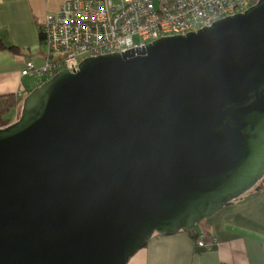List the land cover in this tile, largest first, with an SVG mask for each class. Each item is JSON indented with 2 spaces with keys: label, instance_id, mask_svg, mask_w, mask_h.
I'll return each mask as SVG.
<instances>
[{
  "label": "water",
  "instance_id": "obj_1",
  "mask_svg": "<svg viewBox=\"0 0 264 264\" xmlns=\"http://www.w3.org/2000/svg\"><path fill=\"white\" fill-rule=\"evenodd\" d=\"M263 177L258 0L197 31L83 58L24 97L0 127V264H127Z\"/></svg>",
  "mask_w": 264,
  "mask_h": 264
},
{
  "label": "crops",
  "instance_id": "obj_2",
  "mask_svg": "<svg viewBox=\"0 0 264 264\" xmlns=\"http://www.w3.org/2000/svg\"><path fill=\"white\" fill-rule=\"evenodd\" d=\"M63 1L0 0V95L16 94L20 99L36 87L39 76L21 71L26 62L44 64L39 29L45 15ZM193 232L210 248L199 247L188 231L154 235L127 264H264V188L233 200Z\"/></svg>",
  "mask_w": 264,
  "mask_h": 264
},
{
  "label": "built area",
  "instance_id": "obj_3",
  "mask_svg": "<svg viewBox=\"0 0 264 264\" xmlns=\"http://www.w3.org/2000/svg\"><path fill=\"white\" fill-rule=\"evenodd\" d=\"M250 5V0H64L40 26L44 64L35 67L26 62L21 74L36 73L37 87L61 70L76 71L83 58L197 31ZM197 245L210 248L203 238Z\"/></svg>",
  "mask_w": 264,
  "mask_h": 264
},
{
  "label": "trees",
  "instance_id": "obj_4",
  "mask_svg": "<svg viewBox=\"0 0 264 264\" xmlns=\"http://www.w3.org/2000/svg\"><path fill=\"white\" fill-rule=\"evenodd\" d=\"M257 1L258 0H250L251 4H254ZM39 39L42 42L43 36L40 29ZM9 50L15 51L17 49L15 47H9ZM18 104L19 98L16 96V94L0 95V127L9 124V122L6 121L4 117L10 112V110L16 108ZM259 188H264V177L250 191H248L244 195L258 191ZM193 229L189 230L188 232L191 234V237L196 240L198 239L199 235L196 232H193Z\"/></svg>",
  "mask_w": 264,
  "mask_h": 264
},
{
  "label": "rangeland",
  "instance_id": "obj_5",
  "mask_svg": "<svg viewBox=\"0 0 264 264\" xmlns=\"http://www.w3.org/2000/svg\"><path fill=\"white\" fill-rule=\"evenodd\" d=\"M113 2H117L118 0H112ZM154 2L155 3H157V0H154ZM251 6V5H250ZM249 6V7H250ZM248 7V8H249ZM247 8V9H248ZM46 16V15H45ZM44 19H45V17H44ZM48 78H44V81H46ZM32 89H34V88H32ZM27 94H25L24 96H22L20 99H19V104H18V106L16 107V108H14V109H12V110H10V112L4 117L5 118V120L6 121H8L9 123H12V122H14L16 119H17V117L19 116V114H20V109H21V104H22V101H23V99H24V97L26 96Z\"/></svg>",
  "mask_w": 264,
  "mask_h": 264
},
{
  "label": "bare ground",
  "instance_id": "obj_6",
  "mask_svg": "<svg viewBox=\"0 0 264 264\" xmlns=\"http://www.w3.org/2000/svg\"><path fill=\"white\" fill-rule=\"evenodd\" d=\"M79 63H80V62H79ZM35 88H36V87H35ZM29 92H30V91H29ZM29 92H28V93H29ZM28 93H27V94H28Z\"/></svg>",
  "mask_w": 264,
  "mask_h": 264
}]
</instances>
